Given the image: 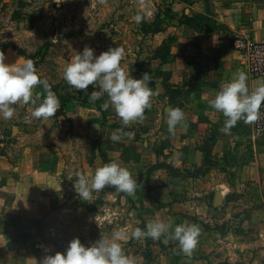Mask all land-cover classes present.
Listing matches in <instances>:
<instances>
[{
  "label": "rangeland",
  "instance_id": "1",
  "mask_svg": "<svg viewBox=\"0 0 264 264\" xmlns=\"http://www.w3.org/2000/svg\"><path fill=\"white\" fill-rule=\"evenodd\" d=\"M262 2L264 3V0H261ZM257 3L256 0H247V9L255 12L259 9ZM166 5L164 2L161 5L154 3L152 6L145 0H8L0 7V51L4 53L5 63L13 64L20 56L32 59L38 76L48 81L60 105L68 99L66 102L68 105L76 102L82 107L89 108L90 113L84 112V118L91 113L95 115V118H91L92 123H89L88 129L86 124H82L81 119L84 118L81 112H78L74 124L68 118L70 115L72 117L73 112L65 114L62 106L58 109L63 111L62 116L47 119L33 117L32 111L46 95L40 85L35 90L42 96L34 94L35 104L18 102L11 105L14 109L11 119H4L0 114L1 155L13 163L18 162L23 152H31L34 148L50 151L54 156L52 179L50 182L46 181V188L51 191V195H46L51 197L50 208L41 209L34 214V218L37 222L44 214L59 206L50 213L42 227L46 236L49 235L59 243V250H65L74 238L89 246L102 236L111 237L118 233L124 253L135 257L137 264H195L196 250L192 252L191 257L178 259L177 255L181 250L178 241L170 237L171 229L158 240L150 237L135 239L131 233L137 227L146 230V225L157 219L164 222L171 220L174 226L179 225L178 219L169 216L172 210L166 213L160 211L151 200L152 187L157 183L165 184L169 181V178L159 170H164L170 177L175 172L171 159L174 153L170 150L166 136L160 134L156 118L164 105V96L174 107H180L188 101V91L194 87L193 81H196L202 65L201 55L193 52L189 54L196 60L193 66L188 67L186 75L190 80L187 81L186 88L161 82L159 74L153 75L149 86L156 94L151 98V106L145 110L142 120L131 122L127 127L123 125L109 98L103 97L105 94L95 102L89 99L91 92L98 90L95 84L83 92L69 85L63 78L65 65L71 62L76 53L82 52L87 46L99 55L100 46L112 38L113 34L124 35L127 41L121 65L131 72L133 78L139 79L146 72L153 74L161 69H168V66L161 65L155 60L163 56L167 63L170 62L171 57L166 54V49L161 46L151 49L150 44V33L163 27L165 20L161 17L162 13L167 11ZM137 14L144 18L140 24L134 21ZM194 19L195 17H187V21L193 22L197 27L196 30L203 32L205 25L202 22L198 24ZM258 21L257 17L246 18L249 30H253V25ZM222 27V24H218L215 29L219 28L221 34L229 38L231 45L237 39H244L249 45L254 44L246 35L230 29L226 32ZM257 43L264 42L255 44ZM249 63L264 67V52L261 50L250 52ZM105 102L109 103L107 110L102 107ZM98 107L102 108L109 125L123 127L126 129L123 131L126 136L127 133L134 134L131 140L136 142L135 146L124 138L121 140L124 147H127L128 143L130 148L143 156L142 158L139 156L136 163L138 165L133 166L134 169L130 171L142 185L134 195L127 194L133 201L132 206L127 197H116L115 189L105 187L100 192L94 191L91 198L86 201L80 200L75 192L74 184L78 174L90 177L95 174L97 168L104 165L101 155H106L111 162L112 160L115 162L118 153H124L126 157L132 154L131 149L122 151V146L110 145L108 138H102L100 121L103 114ZM209 134V137L204 134L205 138L202 139L206 153L213 142L214 128ZM150 159L153 160L151 164ZM169 184L172 186L174 182L171 181ZM184 187L186 184L176 182L172 191L177 193ZM178 196L184 199L183 194ZM187 198L194 200L193 197ZM238 198L239 206H234L226 212L220 211L222 214H228L223 216L225 220H221L224 223L221 228L227 236L226 240H223L225 252L230 253L231 264H264V211L251 205V199L246 194H240ZM12 217L20 216L10 215L9 218L14 219ZM196 217L192 212L188 216L197 222ZM212 225L214 227L210 228H215L216 225ZM219 232L221 233L220 230ZM38 234V230H35L34 235L37 238ZM238 234L241 236L236 238ZM28 237L29 235L20 237L17 246L13 248L11 263H20V256L25 252L24 245ZM53 247L56 249L54 245ZM148 259L150 260L147 261Z\"/></svg>",
  "mask_w": 264,
  "mask_h": 264
},
{
  "label": "crops",
  "instance_id": "2",
  "mask_svg": "<svg viewBox=\"0 0 264 264\" xmlns=\"http://www.w3.org/2000/svg\"><path fill=\"white\" fill-rule=\"evenodd\" d=\"M7 1L0 0V7ZM145 1L152 6L154 3L161 5L166 2L167 11H170V13L167 11L162 13L161 18L165 22L162 28L150 33V44L151 49H156L162 47L164 40L170 39L168 55L171 60L167 63L160 57L155 59L161 65L168 66V69L150 74L151 80L153 75L159 74L161 82L186 88L187 81L190 80L186 75L188 67L193 66L196 60L189 56L190 52L201 55L202 60L197 79L193 81L194 87L188 91V101L179 107L185 114L182 124L177 125L174 133H169L168 110L176 106L174 107L166 96L156 118L160 126V134L166 136L170 150L174 153L171 159L175 172L170 177V174H166L164 170L159 171L169 178V183L180 182L186 184V187L176 193L172 191L174 184L171 186L167 181L165 184L157 183L150 191L151 196L156 199L151 197V200L160 211L166 213L172 210L169 216L178 219L179 224H195L200 227V236L194 254L195 264H225V262L231 264L230 253L225 252L223 241L227 236L221 228L224 224L221 220H225L223 216L228 214H222L220 211L226 212L234 206H239L240 194H246L251 199V205L264 211V136L254 132L253 122L245 123L243 120L239 121L229 134H225L221 129L227 118L212 108L210 102L220 91L221 85L231 81L238 71L248 74L247 86L250 93L264 84V81L249 73L246 52L234 48L229 38L221 34L219 28H215L216 25L222 24L226 32L230 29L244 34L251 38V43L264 42V3L256 0L259 9L250 12L247 9V0ZM184 17H195L202 22L205 25L203 32L184 23ZM248 17L259 18V21L253 25V30H249V23L246 22ZM126 46L124 35L113 34L112 38L102 43L100 53L109 47L125 49ZM63 108L65 114L69 111L73 112L72 117L70 115L68 118L74 124L78 112H81L83 118L84 112L90 113L88 107H82L76 102L69 105L66 103ZM85 118L81 121L88 129L89 123H92L91 118H95V115L91 113L89 116L85 115ZM212 128H214L213 142L206 153L202 139L205 138L204 134L209 137ZM117 129L119 128H112L108 123L102 127L100 121L102 138H108L110 145L122 146V151L131 149L132 154H128L127 157L124 153H118L115 162L132 171L133 166L138 165L136 163L139 156L140 158L143 156L130 148V144L135 146L136 142L129 139L125 132L118 134L121 138L131 141L130 144L126 143L127 147H124L121 139L119 141L111 139ZM108 130L110 133H106ZM53 158L50 151H42L39 148H34L31 152H23L17 163L0 154V264H13L11 263L13 248L17 246L23 235L29 237L19 264H39L45 255L57 253L52 244L43 242L34 235L37 230L34 214L41 209L50 208L51 197L46 195H51V191L47 190L46 183L48 180L51 181L54 172ZM152 161L150 159L149 164ZM45 177L47 180H44ZM178 194H183L184 199ZM186 196L193 197L194 200ZM158 203H162L163 207H159ZM191 212L193 216H197V222L188 218ZM10 215L20 217L11 219ZM212 224L216 225L213 229L210 228V226L214 227ZM240 236L241 234H238L236 238ZM177 256L178 259L187 258L182 251H179Z\"/></svg>",
  "mask_w": 264,
  "mask_h": 264
},
{
  "label": "clouds",
  "instance_id": "3",
  "mask_svg": "<svg viewBox=\"0 0 264 264\" xmlns=\"http://www.w3.org/2000/svg\"><path fill=\"white\" fill-rule=\"evenodd\" d=\"M143 16L137 14L134 21L140 24ZM125 56L123 47H109L99 55L91 47H85L82 52L76 53L71 62L64 67V80L77 90L86 92L90 85L95 84L98 90L91 92L89 99L95 102L103 94H107L110 104L122 123L127 127L131 122L142 120L146 109L151 106V98L156 93L149 86L150 73H144L141 78H133L131 72L121 65ZM248 74L238 71L231 81L221 85L220 91L210 102V106L221 112L227 119L221 129L229 134L236 124L243 120L251 123L259 119L261 107L264 105V84L258 86L251 93L247 86ZM42 86L46 95L39 106L35 107L31 115L37 119L49 118L56 114L60 107L59 99L51 90L47 80L41 79L37 74L35 62L23 56L17 58L15 63L6 64L5 56L0 51V114L4 119H11L14 109L11 105L18 102L35 104L33 90ZM102 107L107 110L109 103ZM185 120V114L179 107L169 108L167 126L169 133H174L177 125ZM186 127V125H184ZM122 129H117L111 139L119 141ZM129 139L134 134L127 133ZM111 186L117 192L126 193L129 196L135 194L142 185L137 177L120 166L116 162H109L96 169L92 176L78 174L74 189L80 200H89L92 193L100 192L105 187ZM172 230L169 233V230ZM169 233L170 237L178 241L180 250L191 257L198 244L200 227L195 224L182 223L173 225L172 221L164 222L154 220L146 225V230L135 228L132 238L142 239L150 237L158 240L163 234ZM118 233L111 237L102 236L89 246L83 245L78 238L72 239L64 253L57 252L54 255H45L39 264H137L135 257L126 255Z\"/></svg>",
  "mask_w": 264,
  "mask_h": 264
},
{
  "label": "trees",
  "instance_id": "4",
  "mask_svg": "<svg viewBox=\"0 0 264 264\" xmlns=\"http://www.w3.org/2000/svg\"><path fill=\"white\" fill-rule=\"evenodd\" d=\"M168 12L170 13V11H168ZM194 20H196L198 24H201V22H200L199 20H197L196 18H195ZM183 22L186 23L187 25H189L190 27L197 29V27L194 26L193 22H191V21H189V20L187 21V17H184ZM170 41H171V40L168 39V40H164L163 43H162V47L166 49V54H167V55L169 54ZM160 58L163 59L164 57L162 56V57H160ZM174 88H178V87H174ZM35 89H36V88H35ZM35 89L33 90L34 94H39V95L42 96V94H41L40 92L36 91ZM179 89H180V88H179ZM103 97H104V98H108L107 94H105ZM67 101H68V99L65 100V102L62 104V108L65 106V104H66ZM98 110H100V112L103 114V118H102V121H101V126L103 127V126L107 125L106 117L104 116V113H103V110H102L101 107H98ZM62 115H63V111L60 109V111H57L56 114H55L54 116L59 117V116H62ZM109 126L112 127V128H119V129H122V131L126 130V129H124L123 127H119V126L114 125V124H110ZM101 158H102L104 164L111 162V160H110L106 155H101ZM106 188H107V189H115V188H113V187H111V186H107ZM123 196H124V197H127L128 202H129V203L131 204V206H132V205H133V201H132V199H131L126 193H122V192H117V191H116V197H119V198H120V197H123ZM158 206H159V207H163V204H162V203H158ZM58 207H59V206L55 207V208H54L53 210H51L50 212L44 214V215L41 217V219H38V220H37V230H38V233H39L38 236H39V238H40L43 242H47V243H50V244L54 245V246L56 247V249H57L58 252H60V253H64L65 250H62V249L59 250V246H60L59 243H56L57 241L54 240V238H51L49 235L46 236V235L44 234L43 229H42V227H43V223L46 221V218H47L48 216H50V213H51L52 211H54L56 208H58ZM144 230H145V229H144ZM81 239L83 240V238H81ZM149 260H150V259H148L147 261H149Z\"/></svg>",
  "mask_w": 264,
  "mask_h": 264
},
{
  "label": "built area",
  "instance_id": "5",
  "mask_svg": "<svg viewBox=\"0 0 264 264\" xmlns=\"http://www.w3.org/2000/svg\"><path fill=\"white\" fill-rule=\"evenodd\" d=\"M234 48L238 50H242L246 52V63H247V69L250 74H252L254 77H257L264 81V67H257L255 65H252L250 62V52L253 51H262L264 52V43L261 44H253L249 45L247 42H245L242 39H237L233 42L232 45ZM261 115L258 120L254 121L253 130L256 134L264 136V105L261 107Z\"/></svg>",
  "mask_w": 264,
  "mask_h": 264
}]
</instances>
